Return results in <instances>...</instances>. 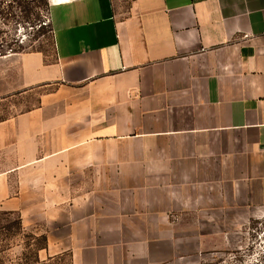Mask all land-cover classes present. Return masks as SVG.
<instances>
[{
    "label": "crops",
    "instance_id": "crops-1",
    "mask_svg": "<svg viewBox=\"0 0 264 264\" xmlns=\"http://www.w3.org/2000/svg\"><path fill=\"white\" fill-rule=\"evenodd\" d=\"M50 9L52 60L0 56V100L38 95L0 120V213L46 237L43 261L155 263L264 214V0Z\"/></svg>",
    "mask_w": 264,
    "mask_h": 264
},
{
    "label": "rangeland",
    "instance_id": "rangeland-1",
    "mask_svg": "<svg viewBox=\"0 0 264 264\" xmlns=\"http://www.w3.org/2000/svg\"><path fill=\"white\" fill-rule=\"evenodd\" d=\"M23 51H38L53 59L50 0H0V56ZM37 96L33 92L0 100V120L34 107ZM18 217L14 213H0V263L39 264L35 260L39 242L33 239L39 233L35 229L19 233L13 226ZM217 226L219 231H204L203 240H193L189 232L178 256L169 248H158V261L150 264H264V214L220 216ZM38 257L43 261L39 252ZM162 258L170 260L160 262ZM59 264H68V259Z\"/></svg>",
    "mask_w": 264,
    "mask_h": 264
},
{
    "label": "trees",
    "instance_id": "trees-1",
    "mask_svg": "<svg viewBox=\"0 0 264 264\" xmlns=\"http://www.w3.org/2000/svg\"><path fill=\"white\" fill-rule=\"evenodd\" d=\"M13 226L16 228V230L19 231V233L24 232L20 217L17 218V221L14 223ZM33 239H35V240H37L39 242L38 243L39 245H38V247L36 249V254H35V260H36L37 263H39V264H59L60 262L63 263L67 259L66 257H57V258H49L48 260L40 261L39 257H38V252L40 250L46 248L47 239H46L45 236H40V237L33 236ZM28 245L29 244H27L26 246H28ZM25 257L27 258V256H25ZM0 264H2V261H1ZM68 264H70L69 260H68Z\"/></svg>",
    "mask_w": 264,
    "mask_h": 264
}]
</instances>
